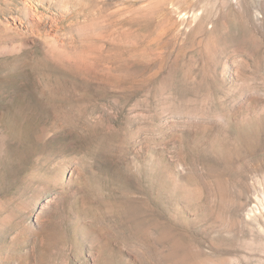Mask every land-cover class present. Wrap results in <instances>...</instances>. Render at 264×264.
Masks as SVG:
<instances>
[{"label":"rangeland","instance_id":"rangeland-1","mask_svg":"<svg viewBox=\"0 0 264 264\" xmlns=\"http://www.w3.org/2000/svg\"><path fill=\"white\" fill-rule=\"evenodd\" d=\"M0 264H264V0H0Z\"/></svg>","mask_w":264,"mask_h":264}]
</instances>
